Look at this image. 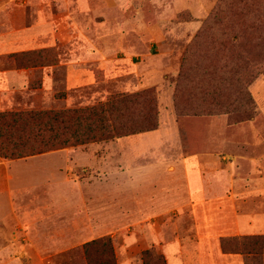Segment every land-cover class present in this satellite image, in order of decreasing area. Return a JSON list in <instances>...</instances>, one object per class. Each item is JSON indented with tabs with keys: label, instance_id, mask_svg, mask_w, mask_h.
<instances>
[{
	"label": "rangeland",
	"instance_id": "rangeland-1",
	"mask_svg": "<svg viewBox=\"0 0 264 264\" xmlns=\"http://www.w3.org/2000/svg\"><path fill=\"white\" fill-rule=\"evenodd\" d=\"M35 22L48 26L40 47L0 65L38 68L34 86L40 67L59 66L58 93H18L7 111L91 108L150 90L154 112L147 118L132 102L124 114L143 132L62 149L74 153L71 175L68 152L21 159L38 173L25 172L14 188L16 213L38 250L4 252L18 224L10 221L0 230V264H100L82 248L108 237L117 264H144L145 251L148 264H226L237 254L264 264V251L244 253L246 236L237 235L240 216L264 212V0H15L0 14L16 27ZM82 52L100 56L88 61L96 83L67 92L65 66ZM195 166L203 199L189 191ZM56 177L64 188L57 204ZM169 184L175 197L157 211L149 192Z\"/></svg>",
	"mask_w": 264,
	"mask_h": 264
},
{
	"label": "crops",
	"instance_id": "crops-1",
	"mask_svg": "<svg viewBox=\"0 0 264 264\" xmlns=\"http://www.w3.org/2000/svg\"><path fill=\"white\" fill-rule=\"evenodd\" d=\"M14 4L15 0H10V2L0 0V14L8 11V8ZM18 4L25 5L21 2ZM0 29L3 30V32H0V58H7V60L8 58H11L12 60L15 55L35 51L38 47H40V45L44 42L43 32L48 29V26L42 22H35L34 25L30 27L21 28L10 23H0ZM99 58V55H92L86 52L72 56L71 60H69L65 66L66 75L64 76V86L66 87L67 92H75L77 89L96 83L97 75L88 67V61L91 59L99 60ZM58 67L59 66L56 65H48L44 68L40 67L41 81L37 86H34V79L37 72H39L38 68H17L13 67L11 63L0 65V112L12 109L11 101L18 93L29 92L31 94H36L38 92H43L51 95L57 94L58 80L55 72ZM54 98L56 99V97ZM64 99H67L66 95L62 100ZM64 152H68L66 155L69 170L68 173L71 175L74 166L72 165L70 167L69 164H72L75 159L74 153H71L69 150H60L54 152L53 154H60ZM85 158L88 157L86 155L77 157L78 160L80 159L86 162ZM19 161L21 160L11 162L0 157V230L3 224L16 220L18 222L17 228H14V232L11 235L12 241L5 246L4 252L29 254V252H32L33 250L37 251L38 248L32 241V238L34 239L35 237H32L30 234L29 226L23 224L20 216L16 213L14 188L25 182V179L22 177L25 172L38 173V171L35 167H29L28 169L23 168L21 162ZM190 172L198 175V180L194 183H191L189 180L188 185L189 191L191 192L190 195H193L195 199H203L208 193L206 191L207 187L203 180L202 172L196 166L191 167ZM57 177L56 181L50 182V187L56 191L54 192L56 198L54 202H56V204L59 201V192L61 193L64 191L62 184L59 186V180H57ZM38 180V178H32L29 182H32L30 184H37ZM166 187H169V189L172 190L175 189V187L171 188L169 184V186L163 185L160 188L162 189L161 191L158 189V192H149L152 196L148 200L152 201V204L156 206L155 210L157 211L165 209L166 204H168V200L175 197V193H169ZM66 188L68 190L70 185L67 184ZM67 200L70 204V199ZM145 204H148V202ZM237 230V235L239 236H263L264 212H260L258 214H243L238 218ZM100 232L101 228H98L97 231L92 230V233H87L83 238H89L91 235L95 236ZM25 236L28 238H25ZM36 236L40 238L39 234ZM176 250V248L171 247L170 253L172 254V251ZM181 251L182 250H180V252ZM175 256L176 255H172L173 260L176 258ZM225 258L226 264H247V258L244 255H228ZM14 259L17 260L15 256ZM120 264L128 263L122 262Z\"/></svg>",
	"mask_w": 264,
	"mask_h": 264
},
{
	"label": "trees",
	"instance_id": "trees-1",
	"mask_svg": "<svg viewBox=\"0 0 264 264\" xmlns=\"http://www.w3.org/2000/svg\"><path fill=\"white\" fill-rule=\"evenodd\" d=\"M136 101L142 105L135 106L146 111L145 117L149 118L154 112L151 106L154 94L150 90L133 95L120 94L91 108L50 112H0V157L6 160L27 159L50 151L143 132L133 130L135 128L132 127L133 118L124 114L133 107L128 104ZM246 104L249 107L253 105L249 98ZM147 125L149 126L147 131L155 127L154 123L149 122ZM243 240L246 248L244 253L262 256L264 251L262 236L245 237ZM82 252L89 262L98 258L100 264H117L110 237L85 244ZM103 255L104 260L103 257H97ZM149 255V251L143 253L144 264H148L145 258ZM158 260L164 261L162 257Z\"/></svg>",
	"mask_w": 264,
	"mask_h": 264
}]
</instances>
